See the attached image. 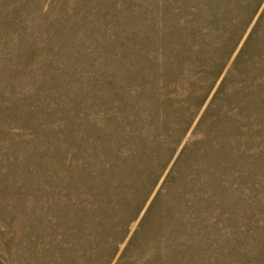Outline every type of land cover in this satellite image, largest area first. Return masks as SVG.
Here are the masks:
<instances>
[{
	"label": "rangeland",
	"instance_id": "1",
	"mask_svg": "<svg viewBox=\"0 0 264 264\" xmlns=\"http://www.w3.org/2000/svg\"><path fill=\"white\" fill-rule=\"evenodd\" d=\"M0 264H264V0H0Z\"/></svg>",
	"mask_w": 264,
	"mask_h": 264
}]
</instances>
